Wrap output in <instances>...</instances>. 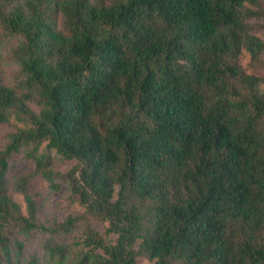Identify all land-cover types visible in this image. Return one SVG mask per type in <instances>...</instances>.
Wrapping results in <instances>:
<instances>
[{
    "label": "trees",
    "instance_id": "16d2710c",
    "mask_svg": "<svg viewBox=\"0 0 264 264\" xmlns=\"http://www.w3.org/2000/svg\"><path fill=\"white\" fill-rule=\"evenodd\" d=\"M255 16L264 0H0L19 70L10 86L0 69V264H264ZM20 153L34 169L10 177ZM35 176L84 213L41 219ZM11 231L45 236L44 255Z\"/></svg>",
    "mask_w": 264,
    "mask_h": 264
},
{
    "label": "rangeland",
    "instance_id": "374dc122",
    "mask_svg": "<svg viewBox=\"0 0 264 264\" xmlns=\"http://www.w3.org/2000/svg\"><path fill=\"white\" fill-rule=\"evenodd\" d=\"M250 23L253 26L254 34L264 40V16L262 17H252ZM15 40L9 37H5L0 31V46L1 50L9 49L15 45ZM241 63L248 73L262 76L264 72L260 68L253 66L250 56L245 53L241 58ZM0 69L4 81L10 85L15 86L18 81V67L15 62L9 59L8 52L3 51V57L0 60ZM14 129L13 124L0 126V148L7 140V135ZM12 169L10 171V177H13L21 173H30L34 169V164L31 160H27L23 153L16 154L11 160ZM73 165L72 161H66L60 157H56L53 168L55 170L65 172L68 171ZM29 188L34 193H39L42 195L40 201V217L41 219L48 221L53 216H57L60 220H64L68 215H80L84 213V208L79 203L77 196H73L71 191L67 186H63L59 192L52 193L49 191L48 184L41 176H35L30 180ZM18 201L23 202L21 196L16 197ZM97 230L109 241L114 240V236L107 235L106 230L108 228L107 223L101 221L95 222ZM10 236L12 239L21 240L25 243L26 255L30 256L33 254H38L40 256L44 255L43 240L45 236L33 235L29 238H25L22 234L16 231H11ZM83 237L77 233L73 234L70 238V242L79 243L73 249H81L80 243ZM138 264H150L145 258H139Z\"/></svg>",
    "mask_w": 264,
    "mask_h": 264
}]
</instances>
